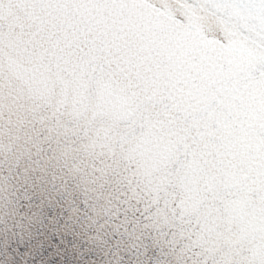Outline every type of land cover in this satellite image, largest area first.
<instances>
[{
	"label": "snow or ice",
	"instance_id": "1",
	"mask_svg": "<svg viewBox=\"0 0 264 264\" xmlns=\"http://www.w3.org/2000/svg\"><path fill=\"white\" fill-rule=\"evenodd\" d=\"M0 158L37 220L124 186L142 264H264V0H0Z\"/></svg>",
	"mask_w": 264,
	"mask_h": 264
},
{
	"label": "water",
	"instance_id": "2",
	"mask_svg": "<svg viewBox=\"0 0 264 264\" xmlns=\"http://www.w3.org/2000/svg\"><path fill=\"white\" fill-rule=\"evenodd\" d=\"M11 168L0 158V264H116L118 257L121 264H142L127 247V233L133 231L131 222L143 219L138 211L142 206L126 199L124 186L110 184L107 202L101 205L90 200L85 206L81 195L82 215L71 220L66 203L57 209L58 222H50L43 212L37 220L29 209L37 208L41 200L47 203L51 197L29 188L30 182L18 180V170ZM114 216L121 223L129 221L127 232L124 227L114 230ZM89 217L98 222L92 224ZM149 257L147 264L156 258V252L150 251Z\"/></svg>",
	"mask_w": 264,
	"mask_h": 264
}]
</instances>
